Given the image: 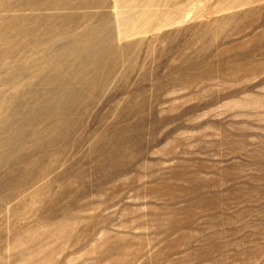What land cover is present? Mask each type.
I'll use <instances>...</instances> for the list:
<instances>
[{"label":"rangeland","instance_id":"1","mask_svg":"<svg viewBox=\"0 0 264 264\" xmlns=\"http://www.w3.org/2000/svg\"><path fill=\"white\" fill-rule=\"evenodd\" d=\"M0 264H264V0H0Z\"/></svg>","mask_w":264,"mask_h":264}]
</instances>
